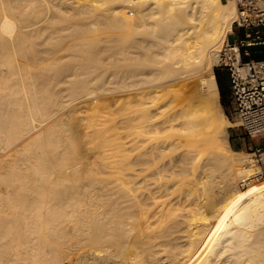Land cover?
<instances>
[{"label":"bare ground","instance_id":"6f19581e","mask_svg":"<svg viewBox=\"0 0 264 264\" xmlns=\"http://www.w3.org/2000/svg\"><path fill=\"white\" fill-rule=\"evenodd\" d=\"M223 4L222 0H0V166L7 167V172L0 171L1 177L7 173L0 180V264H264V191L246 205L236 202L231 210L227 206L218 219L217 214L212 218L205 214L213 200L191 193L196 179L191 178L198 176L201 166L204 172L211 165L220 170L225 187L234 186L232 176L249 175L245 161L234 156L240 151L220 143V137L228 135L225 128L230 121L221 107L212 68L219 51L216 44L225 27L231 30L236 14L234 3L226 9ZM154 15L176 36L166 39L160 52L178 55L179 75L167 82L176 87L175 98L182 96L184 105L163 114L161 108L168 105L170 95L164 93L156 108L130 110L134 100L141 102L149 94L143 90L133 95L130 88L133 96L113 106L127 110L120 119L136 133L127 130L128 135H120L119 120L118 131L119 123H114L105 137L110 146L114 143L122 150L142 141L148 142L146 147L138 151L132 147L124 155L116 151L122 152L121 147L112 146L117 157L107 152L111 158L105 160L101 151L97 155L101 160L94 158L97 162L91 165L85 157L87 141L82 144L91 124L80 117L76 123L73 114L99 103L96 91L88 90L98 71L92 74L88 62L98 64L102 41H119L98 37L101 25L112 22L123 27L126 31L119 38L128 43V50L132 42L126 32L148 24ZM133 52L128 50L119 61L123 73L117 76L126 86L135 77ZM98 124L93 123L92 131L104 134L105 128ZM74 137L82 141L78 139L79 149L68 139ZM63 138L71 144L61 148L60 143L59 149L57 142ZM55 142L57 149L52 148ZM232 190L239 201L242 194ZM72 254L78 256L76 261Z\"/></svg>","mask_w":264,"mask_h":264},{"label":"rangeland","instance_id":"374dc122","mask_svg":"<svg viewBox=\"0 0 264 264\" xmlns=\"http://www.w3.org/2000/svg\"><path fill=\"white\" fill-rule=\"evenodd\" d=\"M223 1V8L224 9H226L227 8V6L228 5H230V4H232V3H234L235 4V2L233 1V0H222ZM170 3L169 2H167L166 4H165V6L167 5H169ZM166 6V7H167ZM130 10H132L131 8L130 9H127V13H129L130 12ZM136 13H138V11L136 12ZM236 15V14H235ZM154 18H156V20L154 19ZM234 18H235V16H234ZM149 21L147 22L148 24H146V25H139L138 27H133V29L132 28H130V33L128 32V34H127V32H126V38H128V40L130 39V42H132V44H131V46L128 48V50L129 51H134L133 53H134V55L136 56V57H134V62H133V64H132V67H131V69H132V73H134V79L132 80V82H131V84L130 85H127L126 86V84L125 83H123L122 84V82H120V75H122V71H121V68L119 67V61H120V58H122L125 54H127V48H126V46H125V44L126 45H128V43L125 41H123V43H122V41L120 40V33H123L124 31H123V27H121V26H119V25H115V24H112V22H107V23H104V24H102L101 25V31L99 32V36L98 37H100L101 39L102 38H107V39H110V40H113V39H118L119 41H118V43H103V41L101 42V44L102 45H100L101 47L99 48V51L100 52H102L103 51V49H104V51L102 52V53H100L99 52V54H98V64L95 66H92V61H90L89 60V62H88V66H89V63H90V66L89 67H91V68H89V69H92L93 68V71H92V74L93 73H95L96 71H98V73L96 74V77L98 78V77H100L101 76V78H100V80H99V78L97 79H95V80H92L91 82H90V84L88 85L89 86V89L88 90H90V91H96V93L98 94V97H99V99H98V104H97V106L95 107V108H92V109H87L86 110V108H85V110L84 111H82V112H79V113H74L73 114V117H74V119L75 118H78V117H80V118H82V122L84 121V122H90V124H91V127L89 128V133L90 134H88V137H90V138H88L87 136L85 137V139L84 138H82L83 140H85L83 143H82V141L80 140V138H75V140H74V138H68L69 139V141L72 143L73 141L75 142V143H77V147H76V144L73 142L72 144L69 142H66L67 140L66 139H64V140H58V142H57V145H56V142H55V144L53 143L52 144V148H56V147H58L59 149H61V148H63V147H67L69 144H71V145H74L73 147L75 148V149H77L78 148V144L80 143V141H81V143L82 144H85V142H86V145H87V147H86V145H83L84 147H86V148H84V147H82V145L80 146V147H82V148H84V149H86V154L87 153H89V154H87L85 157H87V159L89 160H92V161H90L91 163V165L93 164L92 162H93V160H95L94 158H97V160H99L100 159V157L98 158V154H99V152H101L102 151V153L104 152V154H102V156L104 157L103 159H105V160H107V159H109V157L110 156H114V158L115 157H117L118 156V153H117V155L115 156V152L116 151H119V153H121V154H124L123 153V151H126V150H128V151H130V149L132 150V147L133 146H129L130 148H128V145H125V146H127L126 148H128V149H123L122 150V148L123 147H121V150H122V152L120 151V147L118 148L117 146H115V145H111L110 146V142L109 141H107V140H110L109 139V137H108V139H106V137H105V133H107V131L109 132L110 131V127H113L114 126V123H116L115 125H117V123H119L120 121L119 120H121L120 118H122V117H120L121 115L120 114H122V113H124L125 111L127 112V110H120V108H117L116 109V106L118 105L117 103H119V100H122V99H124V100H127L128 101V97L129 96H133V95H135V94H137L138 92H141V91H143L144 90V92H147V93H149V94H146L145 95V98H143L142 97V99H140L139 101H141V102H135V100H134V102L133 103H131V105H129L132 109H130V110H133L134 109V111L137 109H148V108H151L152 107V109L155 107H157L158 105H160L161 104V102H160V100H161V98H162V95L165 93V94H167V95H171V97H172V95H173V98H171V100H170V95L167 97L168 99H166L167 100V104L168 105H165L163 108H161V110H162V112H163V114H167V113H169L171 110H173V108L174 107H176V105H177V107L180 105L181 107L184 105V102H185V100L184 99H182L183 97L182 96H180V98L178 99V97H176L175 98V96H177V95H175V93H177L176 91H175V89H176V87L175 86H173V83H171V84H169L168 82L169 81H171L172 82V80H175L176 79V77H178V75H179V70H178V68L176 67L177 65L175 64L176 63V61L178 60V55H176V53L175 52H172L171 54H169V53H162V52H160L161 51V49L163 48V46H165V44H166V39H171V40H173V39H175L176 38V36H174L173 37V35L169 32V30H168V27H167V25L165 24L166 22H164V21H162L160 18H158V17H155V15H154V17H149V19H148ZM158 20V21H157ZM152 21H154L153 23H152ZM149 22H151L150 24H149ZM109 23V24H108ZM155 23V24H154ZM108 24V25H107ZM111 24V25H110ZM148 25V26H147ZM155 25V26H154ZM103 26V27H102ZM110 26V27H109ZM161 26V27H160ZM147 27V28H146ZM151 27V28H150ZM109 28V29H108ZM135 28V29H134ZM145 28V29H144ZM231 30H228V29H226V27L224 28V30H225V32L223 31V35H222V39H221V41H219V43L218 44H216L217 46L219 45V51H218V53H217V59H216V62H215V65L213 66V68H212V72L215 74V77H216V73H215V69L216 68H219L220 70H222V71H227V69L225 68V67H222L221 65H220V58H221V55L223 54V51H224V48H225V46H226V44H227V42L228 41H232L235 37H237L238 39L240 38V37H242L243 35H244V29H242V28H240V27H238V26H236L233 22L231 23ZM107 29V30H106ZM165 29V30H164ZM118 30H122V31H118ZM125 30V29H124ZM131 30H133V32L131 31ZM149 30V31H148ZM153 30V31H152ZM227 30V31H226ZM118 31V32H117ZM126 31V30H125ZM230 31H231V33H230ZM158 32L160 33V34H158ZM137 33H139V34H137ZM151 33V34H150ZM153 33L155 34V36L153 35ZM225 33V34H224ZM135 34V35H134ZM162 34V35H161ZM163 34H164V36H166V38L163 36ZM136 35H138V36H136ZM101 36H104V37H101ZM131 36H133V37H131ZM141 36H146V37H148V40H147V38H143V39H141L142 37ZM95 37V36H94ZM125 37V36H124ZM135 37H137V38H135ZM141 37V38H140ZM173 37V38H172ZM180 37V36H179ZM88 39H93V37L92 36H89L88 37ZM139 40H141V42L139 41ZM145 40H147V42L145 41ZM180 40H181V38H179V39H176V41H175V43H177V42H180ZM89 41V40H88ZM143 41V42H142ZM164 43H163V42ZM149 42H152L151 44L149 43ZM122 43V44H121ZM145 43V44H144ZM145 45V46H150V48H144L143 46ZM153 45H155V47L153 46ZM160 45V46H159ZM162 45V46H161ZM122 46H124L123 48H122ZM140 46V47H139ZM153 46V47H152ZM101 48H103L102 50H101ZM121 48V49H120ZM139 48H141V49H139ZM146 49V50H145ZM113 50H114V52H113ZM119 50V51H118ZM108 51V52H107ZM156 51V52H155ZM117 52V53H116ZM112 53H114V55L112 54ZM143 53V54H142ZM153 53V54H152ZM162 53V54H161ZM101 54V55H100ZM110 54V55H109ZM116 54V55H115ZM100 55V56H99ZM104 55V56H103ZM142 55V56H141ZM112 56V57H111ZM167 56V57H166ZM100 57V58H99ZM105 57V58H104ZM117 59H116V58ZM140 57V58H139ZM177 58V59H176ZM104 59H105V61H104ZM109 59V60H108ZM103 60V61H102ZM118 60V61H117ZM137 60V61H136ZM100 61V62H99ZM117 63H116V62ZM103 62V63H102ZM110 62H113V63H110ZM114 62H115V64H114ZM106 63V64H105ZM109 63V64H108ZM135 63V64H134ZM141 66V67H140ZM170 66V67H169ZM95 67H97V68H95ZM100 67V68H99ZM144 68V69H143ZM150 68V69H149ZM99 69V70H98ZM100 69H101V71H100ZM104 69H105V71H104ZM112 69V70H111ZM116 70V72H115V70ZM118 69L120 70V74H118ZM153 69V70H152ZM136 70V71H135ZM145 70V71H144ZM170 71V72H169ZM102 73V75L100 74V73ZM138 72V73H137ZM151 72V73H150ZM156 72V73H155ZM146 73V74H145ZM150 73V74H149ZM91 75V74H90ZM104 75V76H103ZM110 75V76H109ZM120 76V77H118V76ZM92 76V75H91ZM176 76V77H175ZM109 77V78H108ZM117 77V78H116ZM113 78V79H112ZM118 78H119V80H118ZM110 79H111V81H110ZM116 79V80H115ZM216 79H217V77H216ZM98 80V81H97ZM107 80L109 81V82H107ZM141 80V81H140ZM169 80V81H168ZM181 80V79H180ZM166 81V82H165ZM168 81V82H167ZM95 82V83H94ZM147 82V83H146ZM163 83V84H161V83ZM165 82V83H164ZM173 82H175V81H173ZM218 82V81H217ZM97 83H98V85H97ZM111 83V84H110ZM116 83V84H115ZM119 83V84H118ZM133 83V84H132ZM156 83H157V85H156ZM167 83V84H166ZM228 86H229V83H230V79H228ZM166 84V87H164L163 85H165ZM125 85V86H124ZM151 85V86H150ZM153 85H154V87H153ZM158 87L157 89H156V86ZM164 87V88H162V86ZM167 85H168V88H167ZM124 86V87H123ZM140 86V87H139ZM107 87V88H106ZM114 87V88H113ZM123 87V88H122ZM135 87H137V88H135ZM151 87H152V89H151ZM159 87H161L160 89H159ZM133 88V90H138V88H139V90L138 91H133V90H131V89ZM135 88V89H134ZM141 88V89H140ZM144 88V89H143ZM148 88L150 89V90H148ZM154 88V89H153ZM174 88V89H173ZM126 89V90H125ZM129 89H130V93H132L131 95H130V93L128 92L129 91ZM156 89V90H155ZM162 89H164L163 90V92L161 91ZM154 90V91H153ZM160 90V91H159ZM219 90H220V88H219ZM228 90H230V91H228V93L226 94V97H225V100H226V104H223L222 103V96H221V92H220V104H221V107H222V109H223V111H224V113H225V115H226V117L228 118V120L230 121V124L229 125H227L226 126V132H227V137H220V143H222V145H225V146H227V147H232V148H234L235 149V144H237V139L239 138V136L240 137H242V138H240V140L242 141V140H247V139H250V140H258V142H260L261 141V139L264 137V134H261V135H258V136H255V137H248L246 134H245V132H244V130L242 129V127L239 125V122H238V119H237V117H236V115H235V113L233 112V110L231 109V107H230V102H231V89H230V87H228ZM118 91L120 92V93H122L121 95H119V94H117L118 93ZM122 91V92H121ZM134 93H133V92ZM100 92V93H99ZM108 92V93H107ZM123 92H124V94H123ZM126 92V93H125ZM136 92V93H135ZM150 92H153V94H150ZM173 94H172V93ZM106 93V94H105ZM116 93V94H115ZM127 93H129V94H127ZM111 94V95H110ZM114 94V95H113ZM125 94H127V95H125ZM116 95V96H115ZM117 95H119L121 98H119V96L117 97ZM125 95V96H124ZM147 95H148V97H147ZM155 95V96H154ZM124 96V97H123ZM123 97V98H122ZM119 98V99H118ZM114 99H115V101H114ZM159 99V100H158ZM156 102H155V101ZM166 100H164V101H166ZM183 100H184V102H183ZM143 101V102H142ZM116 102V103H115ZM183 102V103H182ZM109 103V104H108ZM112 103V104H111ZM155 103H156V105H155ZM113 104H116V106L114 105L113 106ZM182 104V105H181ZM109 105V106H108ZM112 107H111V106ZM149 106V107H148ZM111 107V108H110ZM107 108V109H106ZM110 108V109H109ZM112 108H115V110L114 109H112ZM93 109H98V110H93ZM114 110V112L113 111H109V110ZM90 110V111H89ZM104 112H103V111ZM89 111V112H88ZM92 112V113H91ZM112 112V113H111ZM85 114V115H84ZM98 114V115H97ZM103 114H105V115H103ZM83 116V117H82ZM101 116H103L102 117V119H101ZM73 117H72V119H71V122H72V120H74L73 119ZM116 117H118L119 119H117ZM93 118L94 119H96V120H93ZM108 118V119H107ZM112 118V119H111ZM100 119V120H99ZM116 119V120H115ZM76 120V119H75ZM106 120V121H105ZM99 122L100 124H98L99 126L98 127H100V126H102V128H105L104 130H106L105 132H104V134L102 133V134H99V135H97V134H94V132L92 131V125H93V123H97V122ZM101 121V122H100ZM105 121V122H104ZM116 121V122H115ZM70 122V123H71ZM88 122V123H89ZM76 123H77V120H76ZM109 124V125H108ZM83 125V124H82ZM82 125H81V127L80 128H82ZM89 125V124H88ZM95 125V124H94ZM93 125V126H94ZM104 125V126H103ZM121 125H123L124 126V124L122 123V120H121ZM84 126V125H83ZM120 127V123L116 126V131H118V129L119 128H117V127ZM121 127L120 129H119V131H120V133L119 132H117L118 133V135L120 134V135H122L123 134V137H124V133L125 134H127V130H128V133L129 134H134V133H136V131L135 132H133V133H131V130L130 129H128V127L127 128H125L126 126H124V127ZM110 128V129H109ZM122 128H125V129H122ZM115 129V128H114ZM60 129H57V131H58V133L59 132H61V130L59 131ZM113 130V129H112ZM111 130V131H112ZM123 130V131H122ZM111 131L109 132V133H111ZM134 131V130H133ZM93 132V133H92ZM109 133H107V134H109ZM117 133L115 132V134L117 135ZM238 133V134H237ZM59 134H61V133H59ZM143 134V133H142ZM97 135V136H96ZM103 135H104V137H103ZM128 135V134H127ZM127 135H125V136H127ZM147 135V134H146ZM94 136V137H93ZM99 136V137H98ZM148 136H146V137H141V139H144V138H147ZM232 137H233V140H232ZM67 138V137H66ZM98 138V139H97ZM235 138H237V139H235ZM73 140V141H71V140ZM78 139L80 140V141H78ZM125 139H127V138H125ZM66 140V141H65ZM89 140V141H88ZM111 140H112V138H111ZM102 141H104V142H102ZM113 141V140H112ZM94 142V143H93ZM114 142V141H113ZM143 142V141H142ZM142 142H139L138 144H140V145H138V146H134L133 147V150L135 149V147H136V150L141 146V147H143V148H145L146 146V143H148L147 141H144L143 143ZM60 143H62V146H61V148L59 147L60 145H58V144H60ZM68 143V145H65V144H67ZM98 145H97V144ZM107 143V144H106ZM144 143H145V145H144ZM88 144H91V145H88ZM95 146H94V145ZM54 145H56V147L54 146ZM65 145V146H64ZM106 145V146H105ZM111 147V149L110 148H108V149H106L107 147ZM117 147V149H119V150H116V149H114L113 147ZM124 146V147H125ZM145 146V147H144ZM98 147V148H97ZM72 147H70V149H71ZM89 148V149H88ZM92 148V149H91ZM100 148H101V150H100ZM48 149H49V147H48ZM57 149V148H56ZM73 149V148H72ZM79 149V148H78ZM94 149H96V151H97V153H95L96 151L94 150ZM141 149V148H140ZM50 150H52L51 149V146H50ZM91 150H94V151H91ZM104 150V151H103ZM108 150V151H107ZM116 150V151H115ZM136 150L135 151H133V152H136ZM106 151V152H105ZM112 151H115L114 153H112ZM125 152V153H127L128 155H130V153L129 152ZM138 151V150H137ZM240 152H238V153H235V157H239V158H242V160H244L245 161V164L249 167V175L247 176V177H242V176H240V175H234V176H232L234 179H235V183H234V186H230V187H228V186H224L223 184V178H222V176H220L221 174V172H219L220 170H218V169H216L215 170V168L212 166H209V169L207 170V172H209L208 174H207V172H204L205 170H206V168L204 167L203 168V166H201L202 167V170H201V167H200V169H199V171L197 172L198 173V176L196 175V176H191L192 178L191 179H197V181H200L201 183H199V182H197V183H199L200 185H197V183H196V179H195V181H194V183L192 182L193 180H191L188 176L186 177V178H188L189 180L188 181H190L191 180V183H193L194 184V188L197 186V188L196 189H194L193 188V186H191L192 188V191H191V193H192V195H193V192H194V196H198V198H199V196H200V198H205L206 200H209L210 202H212V200H213V203L212 204H214V205H212V207H210V208H208L206 211H205V214L207 215V213L208 214H210L208 217L209 218H212V217H215V215L217 214V219H218V217L220 216L219 214H222V212H225L226 210V208H227V206H228V208H227V210L230 208V210L232 209V206H230V205H232V204H234L233 206H236L237 204H236V202H240V204L241 205H246L247 203H249L253 198H254V196H256L257 195V193H259V192H263L264 191V188L262 187L263 186V184H264V165L263 164H261L260 163V161L258 160V158L259 157H264V151L262 150V152H259V151H257L256 149L254 150H245V151H243V150H239ZM91 152H94V153H91ZM109 153V155L107 156H105V154L106 153ZM132 152V151H131ZM132 152V153H133ZM91 154V155H90ZM92 154H95V156L94 155H92ZM121 154H119V155H121ZM124 155H126V154H124ZM97 156V157H96ZM91 157V158H90ZM93 157V158H92ZM111 158V157H110ZM101 160V159H100ZM95 162H97L96 160H95ZM204 163V162H203ZM203 163L201 164V165H203ZM90 165V166H91ZM2 166H0V171L1 172H5L6 170H7V167L6 168H4V167H2ZM213 169V172H210V171H212V169ZM204 169V170H203ZM211 169V170H210ZM3 170V171H2ZM5 170V171H4ZM215 170V171H214ZM202 172V174H201V172ZM254 173H253V172ZM0 172V173H1ZM7 172V171H6ZM200 172V173H199ZM217 173V174H216ZM199 174H201V175H199ZM214 174V175H213ZM6 175H7V173H6ZM5 174H4V176L2 175V177L0 176V180H2V178L4 179V177L6 176ZM203 176V177H202ZM205 176H206V179H205ZM207 176H210V177H207ZM211 177H213V178H211ZM185 178V179H186ZM199 178V179H198ZM209 178V179H208ZM244 178V179H243ZM206 180V181H205ZM207 180H208V182H207ZM204 182H205V184H204ZM210 182V183H209ZM221 183V184H220ZM213 185V186H212ZM199 186V187H198ZM204 186V187H203ZM211 186V187H210ZM220 186V187H219ZM223 186V187H222ZM214 189H213V188ZM225 187V188H224ZM233 187H235L239 192H240V196H241V194H242V197H241V199L239 200V201H237L236 199L234 200V198H233V191L234 190H232L233 189ZM203 188V189H202ZM219 188V189H218ZM227 188V189H226ZM223 189V190H222ZM202 190V191H201ZM204 190V191H203ZM253 190H255V191H253ZM195 191H198V195L196 194V192ZM213 191V192H212ZM216 191V192H215ZM232 191V192H231ZM207 193V194H206ZM220 193V194H219ZM224 193V194H223ZM215 196H217V197H215ZM214 197H215V199H214ZM228 199V201L226 200V198ZM230 198V199H229ZM232 198V199H231ZM224 202H223V201ZM235 202H234V201ZM215 201V202H214ZM220 201V202H219ZM217 203H219L218 205H216ZM220 203H222V204H220ZM226 203V204H225ZM229 205H228V204ZM246 203V204H245ZM236 204V205H235ZM221 205V206H220ZM224 205H225V207H224ZM213 206H214V208L216 207V209L214 210L213 209ZM223 207V208H222ZM211 209H213V210H211ZM223 209V210H222ZM208 211V212H207ZM212 213V216H211V213ZM222 211V212H221ZM214 212H216V213H214ZM73 256H74V260L76 259V258H78V256L77 257H75L76 255H74V254H72ZM68 258H66L64 261H68L67 260ZM76 261V260H75Z\"/></svg>","mask_w":264,"mask_h":264},{"label":"built area","instance_id":"2783aa9c","mask_svg":"<svg viewBox=\"0 0 264 264\" xmlns=\"http://www.w3.org/2000/svg\"><path fill=\"white\" fill-rule=\"evenodd\" d=\"M233 1V23L244 29V35L227 42L220 65L229 72L230 107L245 134L255 137L264 134V59L253 58L250 48L264 44V0ZM258 160L264 165V157Z\"/></svg>","mask_w":264,"mask_h":264},{"label":"trees","instance_id":"16d2710c","mask_svg":"<svg viewBox=\"0 0 264 264\" xmlns=\"http://www.w3.org/2000/svg\"><path fill=\"white\" fill-rule=\"evenodd\" d=\"M252 52V57L255 59H264V44L256 45L250 48ZM246 59L249 57H245ZM218 85L220 88L221 96H222V103L226 104V94L228 93V87H230V83L228 86V79H229V72L222 71L219 68L215 69Z\"/></svg>","mask_w":264,"mask_h":264},{"label":"crops","instance_id":"0c3cea01","mask_svg":"<svg viewBox=\"0 0 264 264\" xmlns=\"http://www.w3.org/2000/svg\"><path fill=\"white\" fill-rule=\"evenodd\" d=\"M240 138L242 137L239 136L238 139L235 138L238 140L237 144L234 145L236 150H243V151H245L246 149L247 150H253V149L257 150V148H260V147L263 148L264 150V137L261 139L260 142H258V140H250V139H247V140L244 139L241 141ZM232 140H233V137H232Z\"/></svg>","mask_w":264,"mask_h":264}]
</instances>
